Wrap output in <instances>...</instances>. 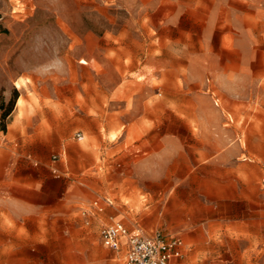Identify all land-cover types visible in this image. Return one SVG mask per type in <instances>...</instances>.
Here are the masks:
<instances>
[{
	"label": "rangeland",
	"instance_id": "374dc122",
	"mask_svg": "<svg viewBox=\"0 0 264 264\" xmlns=\"http://www.w3.org/2000/svg\"><path fill=\"white\" fill-rule=\"evenodd\" d=\"M118 220L264 264V0H0V264H123Z\"/></svg>",
	"mask_w": 264,
	"mask_h": 264
},
{
	"label": "built area",
	"instance_id": "2783aa9c",
	"mask_svg": "<svg viewBox=\"0 0 264 264\" xmlns=\"http://www.w3.org/2000/svg\"><path fill=\"white\" fill-rule=\"evenodd\" d=\"M76 135L81 137L82 133ZM101 240L113 251L125 249L123 264H180L186 253V242L180 235L159 229L133 234L122 221L105 225Z\"/></svg>",
	"mask_w": 264,
	"mask_h": 264
},
{
	"label": "crops",
	"instance_id": "0c3cea01",
	"mask_svg": "<svg viewBox=\"0 0 264 264\" xmlns=\"http://www.w3.org/2000/svg\"><path fill=\"white\" fill-rule=\"evenodd\" d=\"M216 103L218 104V102L216 101ZM118 221H121V220H118ZM123 222V221H122ZM113 223V222H112ZM124 224H125V222H123ZM111 224V223H110ZM108 225V224H107ZM126 225V224H125ZM127 226V225H126ZM127 228L130 230V232L131 233H133V234H137V233H141L140 231H133V230H131L128 226H127ZM143 234V233H142ZM185 240V239H184ZM186 242V241H185ZM188 248H189V245H188V243L186 242V252L188 251ZM116 253H118V254H120L121 255V259H122V261H123V259H124V253H125V249L123 248L122 250H120V251H115ZM187 253H185V255H186ZM185 257V256H184ZM180 264H187L186 263V261H185V259L183 258L182 260H181V262H180Z\"/></svg>",
	"mask_w": 264,
	"mask_h": 264
},
{
	"label": "trees",
	"instance_id": "16d2710c",
	"mask_svg": "<svg viewBox=\"0 0 264 264\" xmlns=\"http://www.w3.org/2000/svg\"><path fill=\"white\" fill-rule=\"evenodd\" d=\"M2 129L6 130V125L5 124H3Z\"/></svg>",
	"mask_w": 264,
	"mask_h": 264
}]
</instances>
